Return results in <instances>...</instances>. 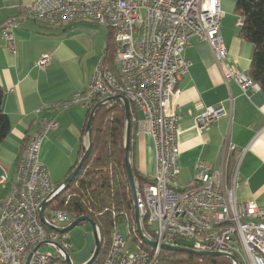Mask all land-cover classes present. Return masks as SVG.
Here are the masks:
<instances>
[{"label":"built area","instance_id":"built-area-1","mask_svg":"<svg viewBox=\"0 0 264 264\" xmlns=\"http://www.w3.org/2000/svg\"><path fill=\"white\" fill-rule=\"evenodd\" d=\"M222 3L223 0H36L19 4L17 15L0 24L11 50L15 49V29L27 21L51 28L78 22L108 28L115 34L118 73L115 75L101 62L84 94L75 95L69 102L44 105L35 112L37 129L28 138L15 181L0 204V264H25L41 243L47 245L34 253L31 264L65 262V253L70 254L73 248L69 233L50 229L39 217V207L46 201L44 212L50 225L65 228L75 220L64 211L49 208L62 191L54 185L40 153L45 139L59 124L42 114L74 106L92 112L98 103L118 96L126 97L130 107L142 115L133 119L136 135L149 136L154 141L156 174L149 182L134 179V183L145 234L159 245L150 248L138 236L139 242L132 241L136 247L133 251L122 228L114 224L104 264H158L163 244L228 254L238 264H264V205L238 203L235 187L228 190L221 180L222 173L205 161L195 167V184L183 189L178 183L179 119L169 105L179 96V81L192 65L185 56L191 41L196 38L209 44L228 83L235 81L245 94L261 90L249 74L233 72L225 64L228 52L221 34ZM237 25H244L240 16ZM52 60V55H43L37 62L38 69L46 71ZM225 116L227 109L219 104L198 115L196 123L202 132ZM8 182L7 175L0 177V187L6 188Z\"/></svg>","mask_w":264,"mask_h":264},{"label":"crops","instance_id":"crops-1","mask_svg":"<svg viewBox=\"0 0 264 264\" xmlns=\"http://www.w3.org/2000/svg\"><path fill=\"white\" fill-rule=\"evenodd\" d=\"M34 1L0 0V24L17 15L19 4ZM236 1L224 8L223 0L221 34L228 52L225 64L233 72L249 74L254 46L240 35L239 16L234 13ZM14 37L15 49L11 50L0 32V89L3 111L11 124L9 136L0 145V177H9L7 187H0V204L15 181L28 138L37 129L35 112L44 105L69 102L75 95L84 94L96 67L105 64L109 39L114 40L115 34L88 22L51 28L27 21L17 26ZM45 54L52 55L53 60L46 71H41L37 62ZM185 56L192 65L179 81V96L169 105L179 119V187L195 184V167L205 161L222 173L228 190L235 187L238 203L264 205V90L245 94L235 81L228 83L207 42L193 39ZM219 104L226 107L228 116L200 132L198 115ZM42 116L55 118L59 124L45 139L40 159L54 185L60 186L84 155L88 110L74 106ZM135 136L134 164L142 177L152 180L157 170L154 141L149 136ZM69 238L72 247V240H79L77 235ZM94 248L87 259L77 258L76 264L85 263Z\"/></svg>","mask_w":264,"mask_h":264},{"label":"trees","instance_id":"trees-1","mask_svg":"<svg viewBox=\"0 0 264 264\" xmlns=\"http://www.w3.org/2000/svg\"><path fill=\"white\" fill-rule=\"evenodd\" d=\"M234 13L244 19L240 35L254 46L249 75L264 90V0H237ZM115 38L109 39L105 66L117 75ZM3 91L0 89V145L9 136L11 124L3 111ZM91 111H88V119ZM139 113L131 106L132 149L136 139L134 118ZM92 151L70 186L50 205L52 210L66 212L74 219L91 218L99 227L102 247L94 264H104L111 245L114 224L131 231L133 242H139L135 212L125 168V108L116 100L100 108L92 130ZM86 150V149H85ZM84 150V153H85ZM134 179L149 182L138 172L132 155ZM76 168V167H75ZM74 170V169H73ZM144 249L149 250L145 245ZM158 264H232L227 259H202L186 253L161 251Z\"/></svg>","mask_w":264,"mask_h":264},{"label":"water","instance_id":"water-1","mask_svg":"<svg viewBox=\"0 0 264 264\" xmlns=\"http://www.w3.org/2000/svg\"><path fill=\"white\" fill-rule=\"evenodd\" d=\"M116 100H119L123 103L124 108H125V150H126V157H125V168H126V173L128 176V182L130 186V191L132 195V201H133V206H134V212H135V220H136V231L138 233L139 238L142 240V242L150 247V248H157L158 247V242L150 240L143 229L141 217H140V212L138 210L137 206V200H136V189H135V183H134V176L132 172V144H131V127H132V120H131V107L128 99L124 96H118L114 98H108L105 99L104 101L98 103L94 109L92 110L90 117L87 122L86 130H85V139L87 140V145H86V150L81 158L79 164L77 167L74 169V171L71 173V175L63 182L59 187L60 190L63 192L65 191L73 181V179L77 176L78 172L81 170L83 167L86 159L89 157L92 151V130H93V124H94V119L95 116L98 112V110L105 105L114 102ZM48 203L45 201L43 202L40 207H39V217L41 222L49 227L50 229L59 231L60 233H69L76 227L82 225V224H88L92 228V231L94 233L95 237V248L94 251L91 255V257L83 264H94L96 260L99 257L100 250L102 247V236L99 227L97 224L89 217H80L71 222V224L65 228H58L55 226H52L48 223L46 217H45V208L47 207ZM47 245L46 243H41L38 247H36L28 256L27 261L25 264H31L33 255L35 252L38 251L39 248ZM160 249L163 251H172V252H177V253H186L190 255H194L196 257L206 259V258H222V259H227L232 261V264H238L237 260L228 254H223L219 252H201V251H196L188 247H183V246H175V245H160ZM65 263L67 264H75L72 261V258L69 253H65Z\"/></svg>","mask_w":264,"mask_h":264},{"label":"rangeland","instance_id":"rangeland-1","mask_svg":"<svg viewBox=\"0 0 264 264\" xmlns=\"http://www.w3.org/2000/svg\"><path fill=\"white\" fill-rule=\"evenodd\" d=\"M233 3H234V0H224V8H226L227 5H232ZM222 7H223V3H222ZM102 29L107 31V33L111 32L110 29L108 28L102 27ZM47 214H49L48 211H47ZM51 220L53 222H56V220L53 217H51ZM156 228L157 226L155 225L154 229ZM122 232H123V235L129 240L130 249L134 251L136 247L132 242V237L130 236L131 231L127 228H122ZM74 235L79 236V240L76 243L72 240L73 249L70 251V256L72 258V261L76 264L78 262L77 258L79 257H83V258L85 257L84 259L88 258L91 250L95 246V237H94L92 228L88 224H82L69 232V236L73 237ZM181 243L184 245H190V242L188 241H182ZM43 250H48V249L44 248ZM219 259H222V258H219ZM55 264H67V263L58 262Z\"/></svg>","mask_w":264,"mask_h":264}]
</instances>
